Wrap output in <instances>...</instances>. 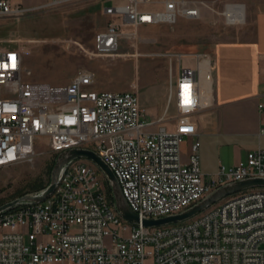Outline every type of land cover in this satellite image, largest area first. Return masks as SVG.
I'll list each match as a JSON object with an SVG mask.
<instances>
[{
  "label": "built area",
  "instance_id": "1",
  "mask_svg": "<svg viewBox=\"0 0 264 264\" xmlns=\"http://www.w3.org/2000/svg\"><path fill=\"white\" fill-rule=\"evenodd\" d=\"M110 1L103 6L105 26L94 37L96 53L136 39L141 25L199 17L203 4ZM226 5L231 14L240 11V3ZM38 8L0 0V17ZM159 54L167 64L166 103L160 116L148 119L137 89H96V73L88 68L64 84L34 80L21 49L0 46V169L31 161L42 142L56 155L72 147L93 149L140 219L179 213L219 186L264 177L261 146L214 173L201 170L198 139H191L184 158L183 137L196 134L194 115L212 105L214 61L200 52ZM258 109L264 110V101ZM258 134L264 135V118ZM0 264H264V187L227 195L183 221L145 226L117 212L95 165L71 159L45 199L0 211Z\"/></svg>",
  "mask_w": 264,
  "mask_h": 264
},
{
  "label": "rangeland",
  "instance_id": "2",
  "mask_svg": "<svg viewBox=\"0 0 264 264\" xmlns=\"http://www.w3.org/2000/svg\"><path fill=\"white\" fill-rule=\"evenodd\" d=\"M201 1L199 17L141 25L136 39L122 40L110 53H96L94 48L95 34L107 20L101 7L110 0H58L21 17H0V34L5 35L0 42L7 43L3 47L21 49L31 79L64 84L78 69H93L96 89H137L146 117L155 119L164 110L167 91V64L159 53L200 52L213 57L219 43L249 34L245 15L242 21H229L223 12L226 4L253 0ZM169 113H173L171 108ZM165 123L173 126L171 121ZM191 139L190 135L183 137V156L189 152ZM55 158L42 142L36 145L31 161L1 168L0 202L32 192L33 181H49Z\"/></svg>",
  "mask_w": 264,
  "mask_h": 264
},
{
  "label": "crops",
  "instance_id": "3",
  "mask_svg": "<svg viewBox=\"0 0 264 264\" xmlns=\"http://www.w3.org/2000/svg\"><path fill=\"white\" fill-rule=\"evenodd\" d=\"M11 1L27 7H43L58 0ZM242 4L249 34L215 47L212 105L193 117L196 134L191 137L199 140L200 167L204 173H214L220 164L231 166L243 159L248 150L264 147V135L258 134L264 118V110L258 109V102L264 101V0ZM5 44L0 42V46ZM191 61L187 59L188 63ZM206 67L202 65L203 76ZM204 83L206 87L209 84L207 80Z\"/></svg>",
  "mask_w": 264,
  "mask_h": 264
},
{
  "label": "water",
  "instance_id": "4",
  "mask_svg": "<svg viewBox=\"0 0 264 264\" xmlns=\"http://www.w3.org/2000/svg\"><path fill=\"white\" fill-rule=\"evenodd\" d=\"M80 157L92 161L100 170L104 178L109 182V185L112 190L113 204L117 212L127 221L131 223L141 222L145 226H156L183 221L196 215L200 211L204 210L205 208L217 202L218 200L226 197L227 195L236 193L249 187H264V177H249L241 180H236L232 183L224 184L222 186L217 187L208 195L197 201L195 204L179 213L166 215L158 218L140 219L137 212L131 208L124 195L122 194L119 182L117 181L115 174L107 165V163H105V161L93 149L87 147H72L63 150L58 155H56L55 162L51 170L50 180L48 184L39 193H25L14 199L6 201L0 204V211L8 209L23 200L41 201L45 199L49 194L53 192L55 188L60 168L67 161Z\"/></svg>",
  "mask_w": 264,
  "mask_h": 264
},
{
  "label": "trees",
  "instance_id": "5",
  "mask_svg": "<svg viewBox=\"0 0 264 264\" xmlns=\"http://www.w3.org/2000/svg\"><path fill=\"white\" fill-rule=\"evenodd\" d=\"M54 155L56 156V153H54ZM54 162L55 161H53L52 166H53ZM102 181H103L105 193H106L109 201L113 203L112 190H111V187L109 185V182L104 177H102ZM48 182L49 181L45 182V181H42V180L33 181V183L30 185V189L31 190H29V191H37V190H40V189L44 188L48 184ZM2 203H4V201H1L0 202V204H2Z\"/></svg>",
  "mask_w": 264,
  "mask_h": 264
},
{
  "label": "bare ground",
  "instance_id": "6",
  "mask_svg": "<svg viewBox=\"0 0 264 264\" xmlns=\"http://www.w3.org/2000/svg\"><path fill=\"white\" fill-rule=\"evenodd\" d=\"M226 7H228V9L227 10L225 9V11L223 12V14L226 16L227 20H229V21H242L243 20V18H244V7H243V4L240 3V11H237L234 14H231V12H229L230 7H232V6L226 5ZM80 158H82V157H80ZM83 159H86V158H83ZM86 160H88V159H86ZM88 161L91 162L93 165H95L92 161H90V160H88ZM96 168H97V166H96ZM97 170H98L99 175L101 177H104L98 168H97Z\"/></svg>",
  "mask_w": 264,
  "mask_h": 264
}]
</instances>
